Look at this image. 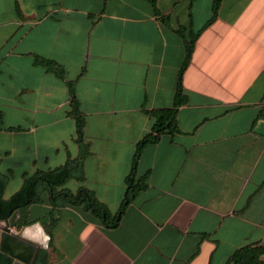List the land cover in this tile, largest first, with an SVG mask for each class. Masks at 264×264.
I'll use <instances>...</instances> for the list:
<instances>
[{
    "label": "crops",
    "instance_id": "crops-1",
    "mask_svg": "<svg viewBox=\"0 0 264 264\" xmlns=\"http://www.w3.org/2000/svg\"><path fill=\"white\" fill-rule=\"evenodd\" d=\"M189 39L175 127L141 148L143 187L117 225L42 193L28 221L51 240L30 243V264H226L264 248V0H0V179L78 162L54 192L86 189L112 216Z\"/></svg>",
    "mask_w": 264,
    "mask_h": 264
},
{
    "label": "trees",
    "instance_id": "trees-1",
    "mask_svg": "<svg viewBox=\"0 0 264 264\" xmlns=\"http://www.w3.org/2000/svg\"><path fill=\"white\" fill-rule=\"evenodd\" d=\"M213 12L214 7L212 8V13ZM191 46L192 39H189V41L185 42L184 60L177 74L172 109L151 113L152 117L154 118V123L150 132L145 134L135 144L134 152L131 158L130 169L124 179L126 186L125 192L116 212L112 216L107 213L104 206L97 202L86 189L78 188L75 194L60 190L54 192L55 188L61 186L66 180L74 176L75 173L80 170L78 162H67L63 166L49 172H35L31 176H24L19 188L5 199L2 197L5 181L0 179V221H6L14 212H17V216L13 223V228L16 232L20 231L21 228L31 224V222L28 221V208L33 204L41 203L43 201L42 193H45L47 202H52L53 199L57 197L61 204L75 203L76 205L81 206L82 209L88 212L92 217L96 218L102 225L109 228L115 227L125 207L134 198L136 193H138L143 187L145 177H136L134 172L135 163L141 148L148 143L155 142L159 135L164 131H171L175 127V108L184 101L180 98L179 94V79L182 70L188 62ZM34 62L42 66L46 71H49L56 77H62L60 67L53 61L36 57ZM70 86L71 83L68 82L67 87L69 90ZM69 97L70 114L74 119L76 135H79L82 128V120L78 115L76 105L77 103L71 92ZM1 129L4 130L5 128L2 127V116L0 114V130ZM7 130L11 129L7 128ZM263 253L264 248L262 247L244 246L235 250L227 259L226 264H264L259 260V257ZM41 254L44 255L45 252L39 251L35 257V260ZM44 259L45 258H43L42 262L39 264H44ZM36 261L32 262L31 264H34ZM11 263L12 259L0 253V264Z\"/></svg>",
    "mask_w": 264,
    "mask_h": 264
},
{
    "label": "water",
    "instance_id": "water-1",
    "mask_svg": "<svg viewBox=\"0 0 264 264\" xmlns=\"http://www.w3.org/2000/svg\"><path fill=\"white\" fill-rule=\"evenodd\" d=\"M16 216L14 212L6 221H0V253L12 259L11 264H30L35 247L12 233Z\"/></svg>",
    "mask_w": 264,
    "mask_h": 264
},
{
    "label": "clouds",
    "instance_id": "clouds-1",
    "mask_svg": "<svg viewBox=\"0 0 264 264\" xmlns=\"http://www.w3.org/2000/svg\"><path fill=\"white\" fill-rule=\"evenodd\" d=\"M17 235H19L21 239L45 249L48 247L51 240L44 226L40 223L25 226Z\"/></svg>",
    "mask_w": 264,
    "mask_h": 264
},
{
    "label": "rangeland",
    "instance_id": "rangeland-1",
    "mask_svg": "<svg viewBox=\"0 0 264 264\" xmlns=\"http://www.w3.org/2000/svg\"><path fill=\"white\" fill-rule=\"evenodd\" d=\"M19 185H20V181L17 179L15 175H13L11 180L5 186L2 197L5 199L8 196H10L12 193H14L17 190ZM66 186L70 188L72 184L68 183L66 184Z\"/></svg>",
    "mask_w": 264,
    "mask_h": 264
}]
</instances>
